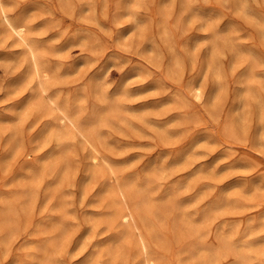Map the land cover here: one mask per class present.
Wrapping results in <instances>:
<instances>
[{
  "label": "rangeland",
  "instance_id": "1",
  "mask_svg": "<svg viewBox=\"0 0 264 264\" xmlns=\"http://www.w3.org/2000/svg\"><path fill=\"white\" fill-rule=\"evenodd\" d=\"M8 1L14 15L35 11L44 42L62 47L74 34L87 36L86 46L53 58L67 67L87 62L53 93L85 90V112L101 105L106 112L96 124L102 162L93 165L89 147L65 137L68 153L55 161L67 168L60 190L53 183L57 166L43 170L42 165L60 154L57 135H65L66 128L54 124L40 138L54 121L48 109L32 107L0 124V264H55L44 249L51 254L56 244L53 254L61 264H88L94 254L91 264H108L116 230L98 224L89 231L88 221L116 213L109 195L118 181L150 183L143 197L153 234L143 229L160 264H186L182 257L195 242L216 248L218 256L223 252L217 264H264V146L257 145L259 139L264 143V0H139L138 23L120 15L130 0H88L89 6L74 0L70 10L60 0ZM18 50L12 39L0 40V55ZM22 69L0 62V116L30 95L27 90L5 97L3 86ZM195 89L203 90L202 98ZM231 122H240L241 131L230 132ZM14 129L28 153L12 152ZM28 167L37 169L32 180ZM88 170L99 173L97 183H84ZM187 182L191 185L183 187ZM28 186L33 197L21 193ZM20 197L27 199L26 213ZM60 222L68 230L58 240ZM122 229L133 240L126 264H138L143 255L135 232L128 225Z\"/></svg>",
  "mask_w": 264,
  "mask_h": 264
},
{
  "label": "bare ground",
  "instance_id": "2",
  "mask_svg": "<svg viewBox=\"0 0 264 264\" xmlns=\"http://www.w3.org/2000/svg\"><path fill=\"white\" fill-rule=\"evenodd\" d=\"M73 1L74 0H60L59 4H61L63 6V8L70 10L74 6ZM79 1L81 2L82 6H89L88 0H79ZM139 4H140L139 0H130L129 3L127 4V6L121 10L120 15L123 16V18L133 19L134 21H136L138 23V21H137L138 19H134V18L137 17V9L139 7ZM166 7H165V5H163L162 12L165 13ZM85 8H87V7H85ZM14 10H15V6L13 4L9 3L8 0H0V40H1V42H5L9 39H12L15 43V46H17L19 48L18 53H15L13 55H5V56L0 55V62H4L8 65L17 64L19 67H23L22 71L19 74H17L10 83H8L6 86H3L4 87L3 90L5 93V97H7L9 99H11L15 96H19L27 90L30 91V95H29L28 99L22 100L19 103V105L14 109V111H12L11 114L6 115V116H0V124L10 123L15 119H19V117L21 118L22 115L24 114L25 110L30 109L32 107L33 109H37L40 112H41V110H44V109L47 110L48 109L49 114L52 116L53 121H54L53 124H51L50 126H46L47 128H45V130L47 131V134L43 133L44 135L40 136V138H43L46 135H48L49 132H52V127H53L52 125H54V124H57L59 126H63L66 128L65 131L67 130V133L65 132L66 133V134L64 133L65 135L57 133L58 134L57 139L59 140L60 151L55 152V153H60V154H56L53 158H51V161H50L51 163L49 161H47L48 163H45V165H42L43 170H45L47 168L50 169V167L56 168V166H57L56 171L58 174H56L53 183H54V186L57 188L56 190H60L61 188H63L65 186V184L67 182V175H66L67 168H66V166L64 167L63 165H60L59 162H55V161H57L59 158H61V154L65 155L68 153V149H66L67 147L64 144L65 137L71 139L72 141H73V139L79 140L84 145L89 147V149L91 150V153H93L90 157V162L93 165H95L94 163H98L101 161L100 150L98 149V147L95 144L96 138L101 139V134L97 130L96 124L99 121L100 122L102 121L101 118H102L104 112H106V111H103V109L106 108V105H101L99 108L96 107V109L93 110V112L91 114H87L84 110V105L87 103V97H86L87 95H86L85 90L79 91L78 93H75L73 95H70L68 93L61 94V92L56 93V94L53 93V88L55 86L63 85L64 83H67L69 81V79L72 77V75L75 74L77 72V70H79L81 68V66H84L87 63V62H84V63H81L79 65L72 64L71 66L67 67V66H63V63L60 62V60H58L57 62L53 61V58H58V59L64 58L65 55L70 54L69 51L71 48L77 47V46H86L87 45V36L74 34V35L70 36L65 43H63L62 47H56V45H54L55 43L53 41L44 42L39 37L43 33V31L40 29V27H42L43 25H38V26L35 25V23H36L35 21H36V17H37V16L35 17V15H34L35 11H33L32 9H28L27 11H25L21 14L14 15V13H13ZM138 26H139V24H138ZM10 47H12V46L10 45ZM98 86H101V83H99ZM195 90H196L197 98H202L203 90H201V89H195ZM60 91H62V90H60ZM57 92H58V90H57ZM95 92H96V94H98L97 91H95ZM214 93L216 94V95L214 94V98L218 97L219 92L215 90ZM94 95H95V93H94ZM242 98H243V93L237 94L238 100H241ZM106 99H108V98H106ZM103 103H106V102L104 101ZM143 114L144 113H142L140 115L141 122L146 121L145 117L142 116ZM107 115H108V113H107ZM135 116H137L136 113H135ZM105 119H103V120H105ZM134 119H136V118H134ZM233 121L236 122V119L234 118ZM125 122H126V120H125ZM104 127H105V125H104ZM241 129H242V127H241L240 122L237 123V126H235L234 122H233V124H232V122L229 123L230 132L236 134V133L240 132ZM159 130L161 132V130H163V129L160 128ZM18 135H19V131L17 129H14L10 135L8 143L12 149V152L13 153H28L26 147L23 146V144L21 143V140H20ZM259 136L261 137V135H259ZM257 145L260 147H263L264 146L263 140L259 139L257 141ZM61 159H63V158H61ZM109 168L113 173H116L113 166L110 165ZM165 170L167 171V169H165ZM36 171H37L36 168L28 167L26 169V174L29 176L28 178L32 180V178H30V177L35 176ZM172 171H173V169H172ZM54 173L55 172H53V175H54ZM161 175H163V174H161ZM195 176H196V174H195ZM98 178H99V173L88 170L86 173L84 183H86L88 181L96 182ZM196 179H197V177H196ZM27 184H29V183H26V185ZM189 184L190 183L187 182L186 184L183 185V187L187 188ZM148 187L150 188V183H147L146 185H142V184H140V183L138 184L134 181H128L126 183H121L118 181L115 188L111 191L112 195H109V196H111V204L113 203L115 206H117L116 213L112 215L110 212H106L105 215L103 217L99 218L98 220L90 219L88 221L89 225L92 224L89 231L94 230L98 226V224L104 225L108 229L110 228V229L116 230V233H114V235L110 239L111 240L110 241V247L107 251V253H108L107 255L110 256L108 259V261H109L108 264H126L128 258H129V251H130V247L133 245V242H132L133 240L128 238L130 234L126 231V229H122L124 225H128V226L132 227L135 234H136V235L134 234V237L136 238L135 240H136L138 249L140 250V252L143 255L142 260L140 262H138V264H160L159 259H157L151 252L152 249L150 247L151 245L149 244L148 236H147L145 230L143 229V227H145L147 229V231H150L151 235L153 234V229L150 228L149 207L145 204L146 198L143 197V191H144V189H147ZM22 189H24V188H22ZM152 190H150V191H152ZM34 192L36 193V191H34ZM105 192L106 191H104V193ZM21 193H23L24 197H25V195L29 196V197L34 196V195H32L33 189L30 186H28V188L25 187L24 192L21 191ZM36 194H39V193H36ZM58 195H59V193H58ZM6 199L8 200V198H6ZM20 199H21V197H20ZM33 199H35V198H33ZM10 200H11V197H10ZM11 201L13 202V200H11ZM21 201H23V206H22L23 212L26 213L27 199H25V200L21 199ZM36 201L37 200H35L34 203ZM226 203L228 205L227 200H226ZM68 204H70V202ZM60 205L61 204H59V206ZM12 207H15V206H12ZM28 207H30V206H28ZM62 207H64V206H62ZM62 207L60 209H62ZM111 208H113V207H111ZM115 210H116V208H115ZM220 210H221V208H220ZM30 211H32V210H30ZM216 211H219L218 208ZM51 213L54 214L55 212H51ZM11 215H12V213H11ZM61 215H62V213H61ZM208 215H210V214H208ZM2 216H4V215H2ZM49 216H50V214H49ZM24 217H26V216H24ZM28 220H29V218H28ZM46 220H48V219H46ZM57 221H58V219H57ZM67 224H68V222H67ZM42 225H43V223H42ZM67 230H68V226L65 223L60 222L59 226L56 229V231H57L56 232L57 233L56 238L58 240H60L62 236L66 235ZM7 231H8V229H7ZM70 231H71V229H70ZM43 232H44V230H43ZM247 232H249V231H247ZM197 233H200V231H198ZM68 234H69V232H68ZM188 237H193V233H191V235H189ZM40 238H41V236H40ZM220 238H221V236H220ZM62 240H65V239H62ZM223 241L225 243L227 242L226 239H223ZM48 242H49V240H48ZM65 242L61 243V246H60L61 251L66 250L65 249V244H66ZM59 245L58 246H57V244L55 245V248L52 250L51 254H50V252H47V249H44V251H45L44 257L50 258L51 261H53L55 264H61V262H60L61 259H60L59 255L55 256L53 254V251L58 250ZM205 245H207V244H205ZM227 245L229 246L228 242H227ZM82 248H84V247H82ZM26 250H27V248H26ZM218 252L219 251L214 247H211V248L201 247L200 245H198L195 242L192 245V247H190L188 249L186 256L182 257V261L186 264H217L219 259L221 258V254L223 255V252H221V254L218 256ZM42 253H43V251H42ZM95 257H96L95 254L90 256V258H89L90 262L88 264H91V261H94ZM41 259H42V257H41ZM248 259H250V258H248ZM135 261H136V259H135ZM33 262H35V261H33ZM246 262H248V261H246ZM48 263H49V261L46 264H48ZM36 264H38L37 261H36ZM85 264H87V263H85ZM242 264H243V262H242Z\"/></svg>",
  "mask_w": 264,
  "mask_h": 264
}]
</instances>
